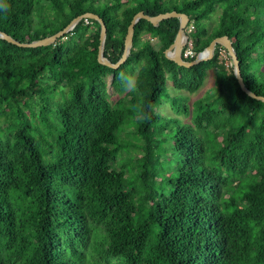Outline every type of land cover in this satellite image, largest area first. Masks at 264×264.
<instances>
[{"label": "trees", "instance_id": "trees-1", "mask_svg": "<svg viewBox=\"0 0 264 264\" xmlns=\"http://www.w3.org/2000/svg\"><path fill=\"white\" fill-rule=\"evenodd\" d=\"M141 10L185 13L196 52L227 35L264 96V0H0V30L27 42L91 12L115 62ZM178 27L140 18L116 68L97 60L92 17L47 45L0 37V264H264V100L221 44L188 67L169 59ZM208 69L215 88L155 113L168 78L194 92Z\"/></svg>", "mask_w": 264, "mask_h": 264}, {"label": "water", "instance_id": "water-1", "mask_svg": "<svg viewBox=\"0 0 264 264\" xmlns=\"http://www.w3.org/2000/svg\"><path fill=\"white\" fill-rule=\"evenodd\" d=\"M177 16L179 18V27L177 30V33L175 35V38L173 42L170 44V46L165 50V55L176 62L178 65H184V66H191L193 64H197L200 61L203 60H208L212 57L215 49L216 44H221L223 45L228 54L231 57L232 65H233V71L234 74L238 80V83L241 87L242 90H244L247 94H249L252 97H257L259 99L264 100V96H258L254 92H252L243 82L242 76L240 74V68H239V62L238 58L236 55V51L234 50L231 40L227 35H221V36H216L214 37L209 44L200 51V54L196 57H194L192 60H186L182 57L181 55V48L183 46L184 39L187 37V34L185 33V26L189 20L188 16L185 13L177 12L175 10L173 11H168V12H163L159 13L154 16H150L146 13H144L142 10L138 11L135 13L127 27V33L125 35L124 39V48L122 51V54L120 58L112 62L110 61L105 55H104V40H105V35H106V27L102 19L94 13L91 12H86L81 15H78L74 17L63 29L55 32L52 35L40 38V39H33L30 41H18L11 37L9 34L5 33L4 31L0 30V37L8 40L9 42L15 43L20 46H39V45H47L50 43H53L58 37H61L66 33L67 31L71 30L73 26L81 19V18H87V17H92L95 18L99 21L100 23V34H99V46H98V54H97V60L98 62L105 64L107 66L116 68L118 67L121 63L125 61L127 56L130 53V49L132 47V36H133V29H134V24L140 19V18H146L149 21H151L153 24H158V22L164 18L168 17H173Z\"/></svg>", "mask_w": 264, "mask_h": 264}, {"label": "rangeland", "instance_id": "rangeland-1", "mask_svg": "<svg viewBox=\"0 0 264 264\" xmlns=\"http://www.w3.org/2000/svg\"><path fill=\"white\" fill-rule=\"evenodd\" d=\"M217 18H218V11H215L211 14V18L209 19L207 26L210 28L214 23L217 22ZM214 76H215L214 70L208 69L206 71L202 85L194 92H187L185 90L175 89L173 87L171 79L168 78L167 83H166V93L164 95H162L160 100H158L154 104L155 113L160 114L161 119L164 121L166 119H168L169 117L175 116L176 113L174 112L173 108L171 107V100L175 99V103L180 104L182 101L183 95H184L187 97L186 99H184V102L191 105L194 98L202 96L206 92H209L211 89L215 88ZM133 79H134V77L132 76L129 85H131L133 83ZM106 80L108 82L107 91L109 94V99L112 102H114L117 100V98H119L120 95L115 93L112 86L109 85L110 76H107ZM178 116L183 120L189 119V118H187L183 115H180V114ZM131 130H132V126H126V127L124 126L122 135L124 137H128L129 132H131Z\"/></svg>", "mask_w": 264, "mask_h": 264}, {"label": "built area", "instance_id": "built-area-1", "mask_svg": "<svg viewBox=\"0 0 264 264\" xmlns=\"http://www.w3.org/2000/svg\"><path fill=\"white\" fill-rule=\"evenodd\" d=\"M192 30H193V23L187 22V24L185 26V33L187 34V37L184 39L183 46L181 48V55L184 59L189 58V57H196L200 54V51L196 52L193 49V43H192V40H191L190 35H189ZM218 53H219L220 59L225 60L224 64L227 67L230 64V62H228V60L226 59L227 57H226L225 50L220 47L218 50Z\"/></svg>", "mask_w": 264, "mask_h": 264}]
</instances>
